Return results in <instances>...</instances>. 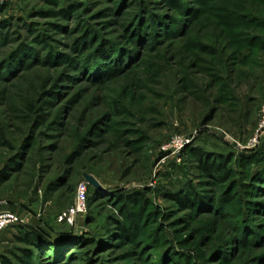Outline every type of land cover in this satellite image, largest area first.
<instances>
[{"label":"rangeland","instance_id":"1","mask_svg":"<svg viewBox=\"0 0 264 264\" xmlns=\"http://www.w3.org/2000/svg\"><path fill=\"white\" fill-rule=\"evenodd\" d=\"M263 115L264 0H0V212L70 238L39 264H264V184L243 164ZM198 150L230 161L227 183ZM85 175L105 190L71 226ZM127 196L146 199L133 227Z\"/></svg>","mask_w":264,"mask_h":264},{"label":"trees","instance_id":"2","mask_svg":"<svg viewBox=\"0 0 264 264\" xmlns=\"http://www.w3.org/2000/svg\"><path fill=\"white\" fill-rule=\"evenodd\" d=\"M7 23H4V26ZM104 55H101L103 57ZM107 58V59H106ZM104 64L100 65L99 68H104L105 72L108 68V61H115L113 54L110 56L106 55ZM119 71H115L111 73V77H116ZM264 137L261 139L260 143L254 148L250 149L246 155L245 166H253V173H252V181L253 182H261L264 184ZM196 159L199 162V169L201 170L202 174L210 177V178H218L223 183H227L232 176L231 167H229L230 161L227 158L221 156H212L204 151H195L193 152ZM251 187L256 188L255 183L251 185ZM195 190V189H194ZM191 190L184 191L183 189L179 191L177 194L170 197L171 200H175L181 204H187L190 207H198L200 204V197L196 193ZM136 201L139 202L142 208L146 205V199L142 198H134L131 196L124 197L120 200V206H122L124 210V214L127 219L128 226H136L139 218H132L130 212L128 211L129 203ZM227 201L230 203L231 198L228 197ZM204 202V201H203ZM244 210V211H243ZM244 213V217L246 222H248V210L247 208L243 207L242 209ZM18 233L16 235V241L22 247H18L15 251H12L10 254L14 257L15 261H10L6 256H0V264H39L37 262L36 252L44 251L47 246H53L52 251L57 256V253L64 247V243H68L70 238H66L63 240L52 241V239L48 238V236L43 233L40 229L30 227V226H17ZM129 227L125 228L124 225L119 227V231L121 233L128 235L130 232ZM133 230V229H132ZM51 244V245H48Z\"/></svg>","mask_w":264,"mask_h":264},{"label":"built area","instance_id":"3","mask_svg":"<svg viewBox=\"0 0 264 264\" xmlns=\"http://www.w3.org/2000/svg\"><path fill=\"white\" fill-rule=\"evenodd\" d=\"M264 137V115L262 121L259 125V129L256 133L255 138L251 140L248 149H254ZM181 142H177L176 144H180ZM89 184L84 181L81 186L77 190L76 198L72 208L62 215L59 220L61 222H66L69 225H74L79 218V216L84 215L87 212V193H88ZM23 220L13 213L12 211H1L0 212V238L3 233L11 228L23 225Z\"/></svg>","mask_w":264,"mask_h":264},{"label":"water","instance_id":"4","mask_svg":"<svg viewBox=\"0 0 264 264\" xmlns=\"http://www.w3.org/2000/svg\"><path fill=\"white\" fill-rule=\"evenodd\" d=\"M84 179L88 182L89 185L94 187L98 191H104V187L92 176L85 175Z\"/></svg>","mask_w":264,"mask_h":264}]
</instances>
